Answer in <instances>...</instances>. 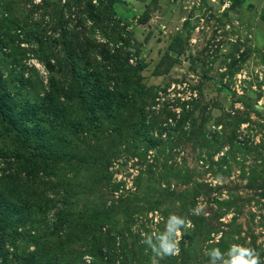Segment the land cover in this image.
Listing matches in <instances>:
<instances>
[{"label":"rangeland","instance_id":"1","mask_svg":"<svg viewBox=\"0 0 264 264\" xmlns=\"http://www.w3.org/2000/svg\"><path fill=\"white\" fill-rule=\"evenodd\" d=\"M41 1L22 0L21 19L44 27L53 42L61 36L59 11ZM114 9L101 26L85 17V29H76L87 38L71 40L72 55L65 42L50 46L65 62L77 53L78 70L96 74L80 86L62 65L56 80L64 86L55 92L64 96L52 122H39L41 139L0 137L10 155L33 153L38 162L33 176L14 164L16 182L7 188L25 199L31 219L64 209L65 235L49 243L60 256L83 253L89 264L85 238L114 235L118 253L126 251L112 264H152L145 240L174 214L193 227L181 229L179 254L157 257L159 264H210L211 249L226 253L233 244L254 248L264 264V0H124ZM121 35L132 44L122 53L127 71L97 51L121 46ZM29 44L20 47L24 71L46 84L48 72ZM197 204L206 215L194 214Z\"/></svg>","mask_w":264,"mask_h":264},{"label":"trees","instance_id":"2","mask_svg":"<svg viewBox=\"0 0 264 264\" xmlns=\"http://www.w3.org/2000/svg\"><path fill=\"white\" fill-rule=\"evenodd\" d=\"M25 1L27 0H23V2ZM71 1L75 0H67L65 7L59 6L61 0L41 1L44 4L43 9L54 7L59 11L57 27L61 29V36L50 42L51 37L49 34H45L44 27L42 28L38 23H36V26H32L21 19L24 11H22V7H19V3L22 0H0V61L9 62V65L5 63L4 69L7 71L5 76L4 70L0 66V137L15 133L20 142L25 144L29 140L28 138L34 137V134L38 136L43 130L39 126L40 121L52 122L50 118H54L58 114L56 108L58 104L62 103L61 97L64 96L55 92V88H63L64 86H59V81L56 80V75L62 69V65L71 70L74 79L79 81L80 86H82V81L92 83L91 78L96 73L88 72L87 68H85L84 73L78 70L79 65L75 60L79 59L80 55L73 53L74 56L66 57L65 62L62 57L52 53L50 46L65 42L64 52L66 55L68 53L72 55L70 45L73 42L71 40L76 36L79 38L81 34L87 38L86 32L83 33L77 29L79 27L85 29L87 20H90L93 26H101L100 22L103 19L101 17L115 15V4L123 3L124 0H85V7H79V10L76 11H74L76 9L74 6L81 5L83 0H76L77 5H74ZM58 8H61V10ZM71 15H75L77 24L71 25L69 23ZM117 20L120 22L119 19ZM53 30L55 31V29ZM116 40L122 41L121 46L109 47L107 44H101L102 47L97 51L101 57L110 59V67L117 68L116 71L119 68L127 71L126 63L128 59L122 53H127L128 47H132V44L127 37L124 38L122 35ZM23 42L30 43L34 47V56L47 70L48 80L46 84L43 81H34L25 73L26 63L23 61L27 57L20 52L21 43ZM54 55L55 58H53ZM112 72L115 73V71ZM71 84V88L78 86ZM38 86L42 90H35ZM44 88H48V90H44ZM33 119L36 125L28 126V121ZM37 138L41 139L39 136ZM37 149L45 150L40 140ZM35 155L33 153L30 155L22 153L12 156L8 153V149L0 148V160H2V166L0 167V171H2L0 175V264H88L81 260L83 253H73L66 256L61 253L60 256L58 252L50 251L49 243L53 241L54 236L62 237L65 235L62 233V228L68 223V217L65 215L64 209L62 211L59 209L50 219L41 220L35 217L31 219L29 214L31 215L33 212L25 209L27 203L25 199H18L12 193L15 190L11 192L7 188L8 180L11 182L10 185H15L16 179L12 176L11 169L18 161H21L20 164H25L24 168L20 167V169L22 171L24 169L27 175L33 176L36 174L35 167H37L38 162L33 159ZM38 209L41 210L42 206H38ZM65 237H68L67 239L72 238L69 235ZM65 237L61 239L63 242L67 240ZM85 240L87 241L86 246L89 249L91 248L87 250L92 255L90 264H112L111 259L116 257L118 260L119 254H125L126 251L121 249V253H118L115 246L116 236L114 235L102 238V240H99V237L97 239L95 237L85 238ZM101 241H105L106 249H101L99 246ZM93 245H95L96 250L92 249ZM104 251H108V254H110L108 258L110 261L104 259ZM126 259L120 260L119 264H130Z\"/></svg>","mask_w":264,"mask_h":264},{"label":"clouds","instance_id":"3","mask_svg":"<svg viewBox=\"0 0 264 264\" xmlns=\"http://www.w3.org/2000/svg\"><path fill=\"white\" fill-rule=\"evenodd\" d=\"M194 214L204 213V206L197 204ZM191 221L177 215H170L166 221L163 232L148 236L145 243L153 252L152 264H159V259L167 256H175L180 252L178 237L182 235V228H191ZM210 264H261L259 253L251 247L233 244L226 253L219 248H213L208 252ZM90 264V258L85 257Z\"/></svg>","mask_w":264,"mask_h":264}]
</instances>
